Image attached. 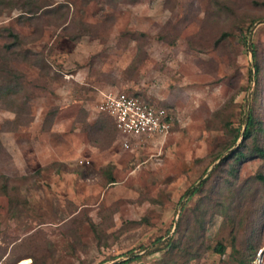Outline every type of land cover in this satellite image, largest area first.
<instances>
[{"label":"rangeland","instance_id":"rangeland-1","mask_svg":"<svg viewBox=\"0 0 264 264\" xmlns=\"http://www.w3.org/2000/svg\"><path fill=\"white\" fill-rule=\"evenodd\" d=\"M5 27L19 36L10 49ZM106 91L165 106L174 122L123 134L98 108ZM249 109L264 130V0L6 10L0 264H264V158L251 153L264 132L226 159Z\"/></svg>","mask_w":264,"mask_h":264},{"label":"built area","instance_id":"built-area-1","mask_svg":"<svg viewBox=\"0 0 264 264\" xmlns=\"http://www.w3.org/2000/svg\"><path fill=\"white\" fill-rule=\"evenodd\" d=\"M98 108L112 118L121 133L129 136L163 134L171 126L164 107L125 91L102 92Z\"/></svg>","mask_w":264,"mask_h":264},{"label":"trees","instance_id":"trees-1","mask_svg":"<svg viewBox=\"0 0 264 264\" xmlns=\"http://www.w3.org/2000/svg\"><path fill=\"white\" fill-rule=\"evenodd\" d=\"M14 1V2H13ZM39 2V0H0V15L4 14L6 10L10 9V8H14L19 10V12L26 14H34L36 12V8H37V3ZM5 32V36L10 38V44H8L6 46L7 49L12 48L15 44L19 43V36L12 32L9 28L5 27L2 28ZM253 48V46H252ZM253 55H254V59L256 58V54L255 51H252ZM255 70L256 73L259 72V66L256 63L255 64ZM164 107L166 110L167 108L165 106ZM168 111V110H167ZM168 115L171 119L172 122H174V118L173 116H171V113L168 111ZM111 120L112 118L109 117ZM263 127H262V122L257 120L255 118V116L253 115V112L251 109L248 110V113L245 115V122H244V129L242 131V126H240L239 128H236L233 137H232V142H231V146H235L240 137L242 138V142L235 148L233 149L228 156L226 157V159H232L235 161H238L244 157H246V153L244 152L243 148L245 146V142L250 139V138H256L258 134L263 133ZM230 146V147H231ZM251 153H256L259 157L264 158V148L261 146H258L257 144H254ZM256 178L263 181L264 182V175L262 174H257ZM205 182V180L203 182L200 183V185L196 188H189L184 194L183 196L187 197H191L193 195H195L200 187L203 185V183ZM216 251L223 253L224 251V247L220 244H218L216 247ZM133 260L132 258L130 259H126L125 262H119L116 264H124L127 263L129 261ZM252 260H248L245 262H242V264H251Z\"/></svg>","mask_w":264,"mask_h":264}]
</instances>
